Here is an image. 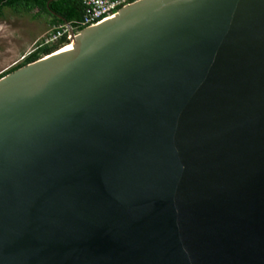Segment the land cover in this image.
Masks as SVG:
<instances>
[{"label": "water", "instance_id": "1", "mask_svg": "<svg viewBox=\"0 0 264 264\" xmlns=\"http://www.w3.org/2000/svg\"><path fill=\"white\" fill-rule=\"evenodd\" d=\"M0 264H264V0H136L0 77Z\"/></svg>", "mask_w": 264, "mask_h": 264}, {"label": "rangeland", "instance_id": "2", "mask_svg": "<svg viewBox=\"0 0 264 264\" xmlns=\"http://www.w3.org/2000/svg\"><path fill=\"white\" fill-rule=\"evenodd\" d=\"M48 14L16 13L4 9L0 17V76L22 62L51 31Z\"/></svg>", "mask_w": 264, "mask_h": 264}, {"label": "trees", "instance_id": "3", "mask_svg": "<svg viewBox=\"0 0 264 264\" xmlns=\"http://www.w3.org/2000/svg\"><path fill=\"white\" fill-rule=\"evenodd\" d=\"M5 8H10L16 13L29 14L36 11V14H48L51 17V26L65 22H79L84 15V5L81 0H0V17H3ZM65 44H68L65 37L53 45L39 42L36 48L24 57L22 62L6 70L0 77L59 50Z\"/></svg>", "mask_w": 264, "mask_h": 264}, {"label": "built area", "instance_id": "4", "mask_svg": "<svg viewBox=\"0 0 264 264\" xmlns=\"http://www.w3.org/2000/svg\"><path fill=\"white\" fill-rule=\"evenodd\" d=\"M84 5L83 19L79 22H65L52 26L43 44L53 45L62 38L72 39L82 29L96 25L106 19L114 17L121 8L136 0H81Z\"/></svg>", "mask_w": 264, "mask_h": 264}]
</instances>
